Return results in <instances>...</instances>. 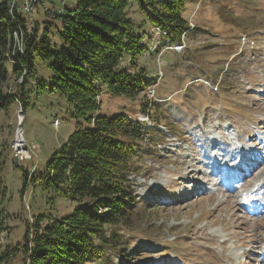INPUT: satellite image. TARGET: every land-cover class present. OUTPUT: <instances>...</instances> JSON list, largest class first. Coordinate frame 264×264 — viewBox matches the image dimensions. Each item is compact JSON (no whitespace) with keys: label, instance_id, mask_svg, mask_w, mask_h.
<instances>
[{"label":"rangeland","instance_id":"obj_1","mask_svg":"<svg viewBox=\"0 0 264 264\" xmlns=\"http://www.w3.org/2000/svg\"><path fill=\"white\" fill-rule=\"evenodd\" d=\"M20 4L25 7V0ZM69 5L68 0H33L31 14H24L29 22H44ZM128 16L147 34L145 44L152 45L153 55L143 56L141 66L158 83L133 99L103 90L98 113L137 118L144 102H156L159 111L152 110L146 121L151 130L143 142L147 155L135 160V174L129 178L137 213L130 227L120 230L124 251L111 253L103 264H262L258 253L264 248V214L260 219L245 216L234 201L240 191L214 193L219 187L204 171L203 154H226V145L239 146L236 152L257 148L248 136L264 127V0L187 5L190 30L181 47L167 46L158 54L160 32L135 7ZM242 23L245 29L235 28ZM49 36L59 48L55 27ZM37 71L48 80L50 72L40 61ZM19 109L12 103L0 110V143L7 147L0 168V264H21L23 238L33 218L58 219L75 207L68 197L41 186L46 162L74 131L66 100L57 94H29L22 131L32 158L15 167L10 157ZM262 164L249 179L264 186ZM205 188V194H196ZM10 252L15 257L6 260Z\"/></svg>","mask_w":264,"mask_h":264},{"label":"trees","instance_id":"obj_2","mask_svg":"<svg viewBox=\"0 0 264 264\" xmlns=\"http://www.w3.org/2000/svg\"><path fill=\"white\" fill-rule=\"evenodd\" d=\"M68 1L51 20L29 22L21 0H0V110L19 102L24 112L34 91L57 94L75 121L74 131L46 162L41 178L44 190L68 197L74 210L58 219L31 220L21 264H103L111 253L124 251L120 230L130 227L137 213L129 178L135 174V160L147 155L143 142L151 130L146 121L158 109L156 102H144L145 120L123 113L100 115L99 97L106 90L133 99L147 95L156 83L141 66V58L152 54L144 41L147 34L128 16L131 7L160 31L159 50L182 44L190 30L186 6L198 0ZM236 26L245 29L243 23V28ZM52 27L61 38L59 48L49 36ZM39 61L50 72L48 80L38 74ZM6 151L0 143V168ZM13 257L12 252L5 255L6 260Z\"/></svg>","mask_w":264,"mask_h":264},{"label":"built area","instance_id":"obj_3","mask_svg":"<svg viewBox=\"0 0 264 264\" xmlns=\"http://www.w3.org/2000/svg\"><path fill=\"white\" fill-rule=\"evenodd\" d=\"M33 0L25 1L24 10L28 13H31ZM22 122H23V113L20 108L17 113V127H16V142L13 146L12 157L14 163H19L23 160L30 159L31 156L26 148V141L23 140V131H22Z\"/></svg>","mask_w":264,"mask_h":264},{"label":"bare ground","instance_id":"obj_4","mask_svg":"<svg viewBox=\"0 0 264 264\" xmlns=\"http://www.w3.org/2000/svg\"><path fill=\"white\" fill-rule=\"evenodd\" d=\"M19 42H20V41H19ZM19 47H20V44H19ZM21 47H22V45H21ZM21 47H20V49H21ZM20 49H19V50H20ZM23 140H25L24 137H23ZM15 142H16V141H15ZM14 144H15V143H14ZM14 144H13V146H14ZM12 151H13V147H12Z\"/></svg>","mask_w":264,"mask_h":264},{"label":"crops","instance_id":"obj_5","mask_svg":"<svg viewBox=\"0 0 264 264\" xmlns=\"http://www.w3.org/2000/svg\"><path fill=\"white\" fill-rule=\"evenodd\" d=\"M17 106V105H16Z\"/></svg>","mask_w":264,"mask_h":264}]
</instances>
